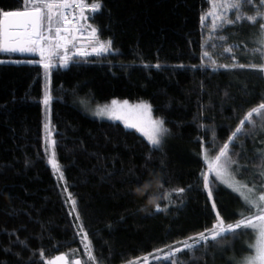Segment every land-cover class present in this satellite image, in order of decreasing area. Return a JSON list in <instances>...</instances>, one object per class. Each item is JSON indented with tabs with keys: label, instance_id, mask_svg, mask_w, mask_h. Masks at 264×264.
I'll list each match as a JSON object with an SVG mask.
<instances>
[{
	"label": "trees",
	"instance_id": "1",
	"mask_svg": "<svg viewBox=\"0 0 264 264\" xmlns=\"http://www.w3.org/2000/svg\"><path fill=\"white\" fill-rule=\"evenodd\" d=\"M101 2V11L88 23L98 28L102 40L111 39V54L70 55L69 44L67 66L54 60L49 81L37 53L26 59L0 52L5 61L0 63V264L37 260L44 264L62 252L70 263L81 259L82 264H170L164 259L166 245L180 246L173 242L209 227L215 215L213 201L227 221L238 218L244 207L238 193L216 181L211 200L201 183L179 197L171 193L174 203L156 212L148 198L135 193L132 181L134 174L143 178L153 170L165 181L166 190L195 185L205 169L197 137L207 141L212 135L197 125L215 127L217 144L222 146L244 114L264 100V74L248 68L212 71L207 60L202 62L201 37L209 36L200 21L209 9L205 0ZM20 6L21 0H0L3 10ZM257 29L258 24L242 20L211 34L225 35L224 47L233 46L230 53H223L222 47L214 50L217 64L232 63L233 55L238 63L256 62L250 50L257 46ZM157 63L160 69L155 68ZM46 87L53 97L47 109ZM81 98L92 104L146 101L154 116L165 118L172 134L161 149L152 150L125 125L86 114L78 105ZM253 120L255 126L261 124L256 114ZM244 127L254 135H240L235 141V150L242 153L239 163L247 165L237 179L251 186L260 182L257 165L264 151V131L247 123ZM50 139L57 142L54 149ZM53 150L63 181L48 163ZM69 192L80 221L74 220ZM81 222L96 262L88 260L81 236L76 235ZM250 238L241 235L223 253L209 248L199 261L190 260L187 250L177 256L188 264H228V257L246 254ZM30 249H42L44 259Z\"/></svg>",
	"mask_w": 264,
	"mask_h": 264
},
{
	"label": "snow or ice",
	"instance_id": "2",
	"mask_svg": "<svg viewBox=\"0 0 264 264\" xmlns=\"http://www.w3.org/2000/svg\"><path fill=\"white\" fill-rule=\"evenodd\" d=\"M210 2V8L207 12L200 16L202 26H205L206 16L212 18L211 31L216 33L223 29L224 25H235L242 20H247L253 23V26L258 24L256 35V47L250 50L252 59L256 62L247 64L238 63L235 55L231 56L233 61L230 64H217L214 51L218 47L223 48V53L232 52L233 46L224 47V42L228 39L225 35H213L201 37V60H207L212 68L216 71L217 68L225 70L230 69H255L259 73L264 74V0H205ZM253 11L251 14L246 11L247 8ZM102 9L101 0H21V6L14 10L0 9V52H21V53H38L40 63L45 72V79L50 81V70L54 66V60L59 59L60 67L67 66L68 60V45L73 44L77 39V35L83 36L87 33L86 47H77L76 52L80 56H88L95 54L98 57L104 54H111L112 41L111 39L102 40L99 35V30L92 24L88 23L90 19H94L95 15ZM235 11L234 18H229L228 13ZM259 17V20L257 19ZM71 21V23H69ZM220 41V44L214 41ZM61 49H64V55H59ZM90 49V51H89ZM249 50L245 49L247 54ZM220 53L219 55H223ZM19 63L20 61H15ZM0 63L5 61L0 60ZM33 63V61H28ZM208 66V65H204ZM196 67V66H193ZM155 68L160 69L161 65L157 63ZM53 97L50 89L46 87L43 104L46 109L50 105ZM80 103L88 106L91 100L81 98ZM203 106L201 105L200 118L203 119ZM97 117H108L112 120L122 121L127 128L135 129L141 134L151 146L152 150H159L170 137L171 129L167 126L164 117L153 116V107L151 104L141 101L136 104H129L128 100L119 101L111 100L110 104H97L92 113ZM253 114L261 118L260 128L264 131V100L256 106L250 108L239 120L235 129L227 136V140L222 146H218V136L215 127H210L204 123L197 125L198 129L211 131L212 135L205 141L204 136L197 137V142L200 143L201 153L204 161L205 169H202L195 185H187L186 187H173L166 190L164 188L165 181L162 177L153 170H148L145 177L133 175V183L137 185L135 193L148 198L149 203L154 205L156 212L164 211L173 204L171 193L181 196L194 187H202L207 192L208 199H212L214 194V185L216 181L226 185L234 193H238L243 201L244 207L238 212V218L227 221L217 210V204L212 202L211 208L215 215L209 227L202 231L188 235L180 241L173 242L176 245H166L169 251L164 254V259L170 260V264H188V261L178 258V253H183L187 250L189 259L199 261L208 254L209 248H216L221 253L228 251L234 245L241 235L251 237L247 241L246 254L239 257L233 255L228 257V264H264V151H260V163L257 165L259 169L258 177L260 182L251 183L237 179L238 175L243 174V170L247 165H241L238 158H242V153L235 150V141L240 135L253 136L254 133L244 127L247 123L255 127L256 122L253 120ZM48 128V125H45ZM49 137L51 132L48 133ZM205 142L208 147H205ZM230 142L232 147L230 148ZM52 148H55L56 141L50 139L48 141ZM243 151V145H240ZM218 148V151H217ZM48 163L59 174V179L64 180L63 171L55 158V152L49 156ZM256 178V173H253ZM171 183V180H168ZM155 185V189H153ZM67 184L63 191L67 192ZM67 200L71 202L72 211L75 212V221H80L81 217L76 211V200L69 192ZM160 201H163V206ZM71 215V213H69ZM78 231L76 235L81 236L84 249L87 252L88 260L96 262L97 258L92 253V241L89 239L88 232L84 229L83 223L76 225ZM82 234V235H81ZM231 237V240H229ZM17 242L27 247L25 241ZM35 256L39 251L40 259H44L43 250H31ZM157 251H161L157 249ZM201 255L197 256L196 253ZM19 255V254H17ZM157 259H160L157 257ZM31 260V257H30ZM35 264H40V261H35ZM44 264H70L68 255L60 253L44 261ZM71 264H82L81 259H75ZM102 264V262H101ZM128 264H133L129 261Z\"/></svg>",
	"mask_w": 264,
	"mask_h": 264
},
{
	"label": "rangeland",
	"instance_id": "3",
	"mask_svg": "<svg viewBox=\"0 0 264 264\" xmlns=\"http://www.w3.org/2000/svg\"><path fill=\"white\" fill-rule=\"evenodd\" d=\"M210 3V2H209ZM209 8H210V4H209ZM209 10V9H208ZM207 10V11H208ZM247 10H249L250 11V13L249 14H251L252 13V9L249 7V8H247L246 9V11ZM228 16H229V18H234V16H235V11L233 10V11H230L229 13H228ZM258 20H259V17L257 18ZM211 24H212V18L210 17V16H206V18H205V26H203L204 27V30H205V32H206V34H208L209 36L211 35V34H213V32L211 31ZM72 50H73V48H72ZM72 50H71V52H70V55H72ZM37 55H38V57L40 58V56H39V54L37 53ZM119 101H123V100H119ZM110 102L111 101H109L108 103L110 104ZM129 102V104H136V103H139V102H141V101H128ZM146 102V101H145ZM148 103V102H147ZM106 104V103H105ZM78 105H79V107L86 113V114H88L89 116H91V117H93V118H96V119H101V120H109V121H114V122H119V123H121V124H123L124 125V123L122 122V121H117V120H112V119H109L108 117H97V116H95V115H93L92 113H93V111H94V109H95V106L97 105V104H92V103H90V105H88V106H85V105H82L80 102L78 103ZM101 105H103V104H101ZM154 116V115H153ZM154 117H156V116H154ZM129 129H131V130H133V131H135V132H137L135 129H132V128H129ZM253 130H256V131H260L261 130V128H260V125H257V126H255L254 128H253ZM138 134H140L139 132H137ZM141 135V134H140ZM144 138V137H143ZM145 139V138H144ZM146 140V139H145ZM147 142V141H146ZM231 239V238H230ZM251 239V238H250Z\"/></svg>",
	"mask_w": 264,
	"mask_h": 264
},
{
	"label": "water",
	"instance_id": "4",
	"mask_svg": "<svg viewBox=\"0 0 264 264\" xmlns=\"http://www.w3.org/2000/svg\"><path fill=\"white\" fill-rule=\"evenodd\" d=\"M2 53H8V54L14 55L15 57H18V58H26V59H33L35 57V54H36V53H27V52H25V53H21V52H11V53H9V52H2Z\"/></svg>",
	"mask_w": 264,
	"mask_h": 264
},
{
	"label": "built area",
	"instance_id": "5",
	"mask_svg": "<svg viewBox=\"0 0 264 264\" xmlns=\"http://www.w3.org/2000/svg\"><path fill=\"white\" fill-rule=\"evenodd\" d=\"M69 23H71V21H69ZM86 37H87V33H85L83 36H80L79 34L77 35V40H79L80 42L75 44V47H73L72 55H78L76 52L77 47H86L87 46L85 43L81 42ZM89 51H90V49H89Z\"/></svg>",
	"mask_w": 264,
	"mask_h": 264
}]
</instances>
